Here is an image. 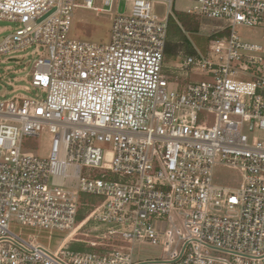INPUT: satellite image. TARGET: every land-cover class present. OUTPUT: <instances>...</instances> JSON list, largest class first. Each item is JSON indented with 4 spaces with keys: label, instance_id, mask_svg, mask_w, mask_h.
<instances>
[{
    "label": "built area",
    "instance_id": "built-area-1",
    "mask_svg": "<svg viewBox=\"0 0 264 264\" xmlns=\"http://www.w3.org/2000/svg\"><path fill=\"white\" fill-rule=\"evenodd\" d=\"M128 1L98 44L66 37L75 0H0V19L17 24L0 55L48 47L29 75L35 95L0 99V264H264V46L234 30L264 23V0H187L185 13L229 25L174 65L208 76L181 86L164 70L175 0H161L164 19L155 0ZM92 2L81 6L102 10ZM42 130L48 156L23 151ZM216 162L243 184H214ZM83 195L95 201L78 219ZM137 242L161 255L135 260Z\"/></svg>",
    "mask_w": 264,
    "mask_h": 264
},
{
    "label": "rangeland",
    "instance_id": "rangeland-1",
    "mask_svg": "<svg viewBox=\"0 0 264 264\" xmlns=\"http://www.w3.org/2000/svg\"><path fill=\"white\" fill-rule=\"evenodd\" d=\"M79 5L73 10L69 30L66 34L68 39L76 41H87L98 44H107L110 40L112 21L115 15L130 14L128 0H112L111 5H105L103 0H93V6L102 10H93L84 8V0H75ZM193 3L187 0H175L172 4V17L178 12H186L192 8ZM168 5L161 1L153 2V12L159 19L166 17ZM109 9V10H107ZM16 22L0 19V42L5 36L12 33L16 28ZM229 21L222 18H211L207 16H198V29L194 32L186 31L185 35L192 46H197L201 51L207 49L208 44L217 32H228ZM236 34L242 41L255 43L264 46V23L255 27L237 25L234 27ZM194 44V45H193ZM48 55V47L45 45H31L13 49L0 55V99H7L15 95L31 97L36 91L29 84V75L33 71L34 61L40 56ZM184 54H179L174 60L165 62V72L172 78L184 85L188 82L202 81L208 79L205 72L191 70L187 74L179 73L174 67ZM236 78L248 79L244 75H238ZM26 87L28 89H26ZM216 121V114L212 111L203 110L200 113L201 124H213ZM244 132L252 141L256 131L249 132L245 127ZM103 148H111L107 142L100 143ZM50 149V134L42 130L37 137L24 140L23 151H30L39 157H47ZM212 181L214 184L230 188H239L243 184V172L235 167L214 163L212 167ZM26 231V230H25ZM88 230L84 229L82 232ZM78 237L89 239L90 236L83 234ZM46 241L45 239H43ZM53 246V245H52ZM132 257L136 260H145L161 255V248L148 243H134L130 250Z\"/></svg>",
    "mask_w": 264,
    "mask_h": 264
},
{
    "label": "trees",
    "instance_id": "trees-1",
    "mask_svg": "<svg viewBox=\"0 0 264 264\" xmlns=\"http://www.w3.org/2000/svg\"><path fill=\"white\" fill-rule=\"evenodd\" d=\"M198 29V16L185 12H178L174 17L169 18L167 40L164 49V63L169 60H174L177 55L193 54L194 47L189 43L185 35L186 31H196ZM223 32H217L211 37L222 35ZM81 201L88 203L81 207L78 219H81L91 208L90 203L95 201L94 197L83 195ZM72 247L80 248L75 244Z\"/></svg>",
    "mask_w": 264,
    "mask_h": 264
},
{
    "label": "crops",
    "instance_id": "crops-1",
    "mask_svg": "<svg viewBox=\"0 0 264 264\" xmlns=\"http://www.w3.org/2000/svg\"><path fill=\"white\" fill-rule=\"evenodd\" d=\"M174 83H175V85L181 86L180 82H178L177 80H175Z\"/></svg>",
    "mask_w": 264,
    "mask_h": 264
},
{
    "label": "water",
    "instance_id": "water-1",
    "mask_svg": "<svg viewBox=\"0 0 264 264\" xmlns=\"http://www.w3.org/2000/svg\"><path fill=\"white\" fill-rule=\"evenodd\" d=\"M251 125H252V122H251ZM109 158V154L107 155V159Z\"/></svg>",
    "mask_w": 264,
    "mask_h": 264
}]
</instances>
